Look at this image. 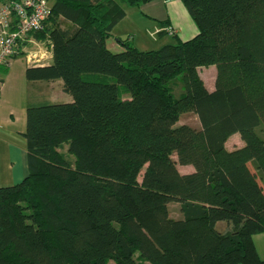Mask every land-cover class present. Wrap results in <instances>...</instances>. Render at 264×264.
I'll return each mask as SVG.
<instances>
[{
  "label": "trees",
  "instance_id": "trees-1",
  "mask_svg": "<svg viewBox=\"0 0 264 264\" xmlns=\"http://www.w3.org/2000/svg\"><path fill=\"white\" fill-rule=\"evenodd\" d=\"M152 1L56 0L32 34L53 63L27 80H61L72 101L26 111L29 175L0 187V264H264V0H182L193 39L109 50L124 6ZM190 113L200 129L178 125Z\"/></svg>",
  "mask_w": 264,
  "mask_h": 264
},
{
  "label": "crops",
  "instance_id": "crops-1",
  "mask_svg": "<svg viewBox=\"0 0 264 264\" xmlns=\"http://www.w3.org/2000/svg\"><path fill=\"white\" fill-rule=\"evenodd\" d=\"M152 7H159L162 9V13L156 16V20L160 22V25H156L159 33L171 28L174 31V35L171 36L182 41L193 39L199 33L198 26L192 19L182 0H153L152 2L143 5L142 8L149 9ZM39 42L42 43L43 41H37L33 38L21 44L18 49V54L7 66L8 68H11L12 64L15 63V60L18 59L19 56H26L27 65L20 73V75L24 77L18 80L20 84L17 85V83H15L6 95V80H3V83L0 86V187L16 185L29 175L27 141L23 136L26 126L24 130L17 129L18 123H22L23 120L26 121L27 109L32 106L47 105L46 103L56 104L69 103L72 101V97L63 91L64 84L61 80L54 82H31L27 80L26 70L28 68L50 66L53 63V52L46 45V42H43L42 46H38L37 50H39L38 53H47V58L40 64L29 63L27 50ZM108 43L109 40L107 41V47L109 48ZM122 50L123 48L121 51ZM200 75L205 82L207 89L213 91L215 89L217 76L216 67L211 66L209 68L200 69ZM208 78H211V80ZM1 80L2 78H0V81ZM187 115L188 114H185L183 116ZM183 116H181L178 125H190L182 121ZM19 126L22 125L19 124ZM193 127L200 129L201 125L199 121L198 124ZM231 138L241 139L239 134H235ZM240 141L241 144L239 146H232L231 148L228 147L227 142V149L233 150L235 148L243 147L244 143L242 140ZM178 169L182 174H190L194 172L193 166H179ZM262 186L264 188V182L262 183ZM180 208L181 206L179 203L169 204L170 216L177 220L182 219L183 214ZM217 229L220 232L226 233L231 230V227L225 222H219L217 224ZM253 240L259 257L264 261V234L255 235Z\"/></svg>",
  "mask_w": 264,
  "mask_h": 264
},
{
  "label": "rangeland",
  "instance_id": "rangeland-1",
  "mask_svg": "<svg viewBox=\"0 0 264 264\" xmlns=\"http://www.w3.org/2000/svg\"><path fill=\"white\" fill-rule=\"evenodd\" d=\"M55 1L56 0H50V3L53 4ZM142 7L143 5L141 7L124 6L126 16L111 33L108 43L109 50L114 53L121 52L122 48L119 41L126 40H131L139 50L145 52L156 51L166 45L176 44V37H173L169 34L165 36H160L158 28H156V25H160V22L156 20V16L162 13V9L159 7H152L149 9ZM42 45L43 42L34 44L31 48L27 50L28 55H32L36 52H39V50H37L38 46ZM26 59L27 58L25 55H21L18 59L15 60V63L12 64L11 68L0 67V78H2V80H6L5 95L9 92V89L14 86L15 83H17V85L20 84V82L18 81L20 78H24L20 75V73L23 71V68L27 65ZM95 76L98 78L101 77L100 75ZM208 79L211 80V78ZM46 104L49 105L52 103ZM182 121L192 126L198 124L197 117L192 113L188 114L187 116H183ZM19 124H21L22 126H19ZM25 126L26 121L23 120L22 123L17 124V129L24 130ZM240 140V138H231L228 142V147L231 148L232 146H239L241 144ZM67 148L68 146L65 145L64 147H62V149H60V151L65 155L66 159L72 160L71 156H69L67 152Z\"/></svg>",
  "mask_w": 264,
  "mask_h": 264
},
{
  "label": "built area",
  "instance_id": "built-area-1",
  "mask_svg": "<svg viewBox=\"0 0 264 264\" xmlns=\"http://www.w3.org/2000/svg\"><path fill=\"white\" fill-rule=\"evenodd\" d=\"M52 15L50 0H5L0 2V67H6L18 54L21 44L33 39L31 36L44 29ZM168 33L174 35L171 28ZM51 50V49H50ZM47 53L28 56L31 64H40Z\"/></svg>",
  "mask_w": 264,
  "mask_h": 264
}]
</instances>
